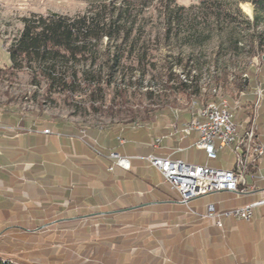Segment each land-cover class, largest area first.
<instances>
[{"label":"crops","instance_id":"0c3cea01","mask_svg":"<svg viewBox=\"0 0 264 264\" xmlns=\"http://www.w3.org/2000/svg\"><path fill=\"white\" fill-rule=\"evenodd\" d=\"M197 113L196 108L180 113L174 122L160 116L104 135L88 129L85 137L92 145L83 141L78 125L64 124L72 130L67 134L81 140L74 146L57 136L45 138L51 131L43 132L46 125L38 126L36 134L15 131L8 125L12 119L1 115L0 220L15 216L18 223H33L16 226L25 229L50 222L53 230L58 222L77 220L86 241L109 235L129 240L126 258L131 264H264V205L254 206L248 219L218 214L263 198L264 155L253 159L245 150L249 162L243 172L229 147L208 159L194 145L198 131H182V124ZM254 139L264 143L262 122L256 123ZM46 141L48 148L42 146ZM111 153L127 157L128 166L118 165ZM151 154L233 169L240 176L237 191H208L185 204L149 163ZM208 204L215 212L205 217ZM63 215L73 218L56 220Z\"/></svg>","mask_w":264,"mask_h":264},{"label":"rangeland","instance_id":"374dc122","mask_svg":"<svg viewBox=\"0 0 264 264\" xmlns=\"http://www.w3.org/2000/svg\"><path fill=\"white\" fill-rule=\"evenodd\" d=\"M148 2L150 5L143 14L139 15L143 22V30L138 34L134 48L124 60L127 64L121 65L106 90L90 93L83 86L80 74V71L87 69L96 75H104L105 64L101 51L106 40L103 39L92 63L87 61L75 64L74 67L79 74L73 97L67 96L57 87L46 92L44 78L39 74L32 75L26 69L14 70L11 74L0 73V116H4L3 119L14 120V123L11 120L8 125L19 132L28 130L29 133L36 134L38 126L46 125L48 128L46 126L43 128L51 131L44 135L45 138L57 136L61 140L68 141L72 146L74 141L80 144L81 140L77 135L67 134L72 130L64 124H75L80 127L78 129H82L79 135L83 141L92 145L95 142L85 137L88 129L96 132L101 130L104 135L109 129L135 128L143 124V121L150 122L144 120V117L145 111L152 107L162 109L156 112L157 117L161 116L167 118L169 122H174L180 120V113L192 112L193 102L202 107L206 102L210 104L209 102L213 100L226 99L229 106L235 107L240 97L252 94L256 111L254 119L257 124L258 122L264 124V67L260 59L250 57L246 52L247 47L239 55L229 50L223 52L225 47L220 38L222 32L218 33V30H213L212 35L200 46H195V43L190 45L183 43L181 37L189 33V23L199 25L202 19L203 11L199 7V0H175L177 5L182 6L179 11L182 21L178 23L173 20L169 35L166 32L164 14L158 9L159 0H148ZM222 2L227 8L230 6L233 8L230 10L237 21L252 20L254 10L250 2L241 0H222ZM91 3L88 0H0V66L4 67L11 62L7 47L18 36L23 17L32 12L40 14L55 12L72 16L85 12ZM246 4L249 5L251 13L245 10ZM220 42L224 47L222 49L219 47ZM109 44L113 46L114 42ZM126 44L125 50H128L129 42ZM191 54L196 57V65L200 67L198 70L196 66L191 74L196 75L200 71L201 77L198 82V92L189 100L183 93L176 91V87H166L165 82L170 78V83L176 85L177 79L185 74L187 67L184 64ZM139 56L142 57V62L138 64L135 59ZM179 59L180 65L177 63ZM250 70L253 74L257 73V76L252 78ZM247 75H249V83L246 80L247 84L239 88L240 82H245ZM119 89L125 90L129 107H117L120 101ZM109 104H114L117 108L110 111L106 108ZM18 120H21V124ZM57 123L63 125L57 126ZM45 129L43 132H46ZM117 140L121 142L120 138ZM44 145L48 148L49 142H44L42 146ZM23 193L28 196L26 189ZM55 218L62 220L73 216L63 215ZM18 222L15 216L7 221L1 219L0 230L10 225L24 227L30 224ZM35 224L43 225L42 222ZM82 238L75 240L79 248L84 245ZM65 245L64 242H55L36 246L51 247V252L55 254ZM0 255L13 258L17 254L14 251L0 249ZM33 258L39 260V257Z\"/></svg>","mask_w":264,"mask_h":264},{"label":"trees","instance_id":"16d2710c","mask_svg":"<svg viewBox=\"0 0 264 264\" xmlns=\"http://www.w3.org/2000/svg\"><path fill=\"white\" fill-rule=\"evenodd\" d=\"M88 1L92 3L85 12L72 16L55 12L46 14L32 12L23 17L18 36L7 47L11 62L4 67L0 66V73L11 74L14 70L26 69L32 75L39 74L44 78L46 92L57 87L67 96L73 97L79 74L74 67L75 64L87 61L92 63L101 42L105 39L106 43L101 51L105 64L104 75H96L87 69L80 71V74L83 86L90 93L106 90L121 65L127 64L124 60L134 48L138 34L143 30V22L139 15L143 14L150 4L148 0ZM241 1H248L253 6L252 20L237 21L230 10L232 7L227 8L222 0H199V7L203 11L202 19L199 25L189 23V33L181 37L183 43L189 45L195 43V46H200L212 35L213 30H218V33L222 32L220 38L225 47L223 52L229 50L239 55L247 47L248 55L259 58L264 67V0ZM159 6L158 9L164 14L166 32L169 35L173 20L178 23L182 21L179 13L182 6L177 5L175 0H159ZM234 9L236 10L235 7ZM110 42H114V45L111 46ZM127 42L130 47L125 50ZM221 42L219 47L222 49L224 47ZM135 60L139 64L142 57H136ZM180 61L177 60L179 65ZM196 64V57L193 54L188 56L184 64L187 67L185 74L177 79L175 86L168 78L165 82L166 87H176V91L183 93L189 100L192 99L198 92L201 77L200 71L196 75L191 74L196 66L198 70L200 69ZM250 73L252 78L257 76L252 70ZM246 80L248 82L249 75L245 82H240L239 88L247 84ZM118 95L120 101L117 107H129L125 90L119 89ZM254 104L253 96L249 94L240 97L235 107L229 106L237 124L243 153L246 149V133L254 123L256 124ZM117 107H114V104L106 106L110 111ZM160 110L162 109L156 107L147 109L144 120H155L156 112ZM84 236L85 233L79 231L77 220L58 222L55 230L50 229L47 224L27 229L10 225L0 232V249L14 251L17 255L13 258L0 255V264H131L126 258L129 240L109 235L86 241ZM79 237H83L84 242L81 248L75 241ZM55 242L66 244L55 254L51 252V247L43 249L36 246ZM35 256L39 257V260H34Z\"/></svg>","mask_w":264,"mask_h":264},{"label":"built area","instance_id":"2783aa9c","mask_svg":"<svg viewBox=\"0 0 264 264\" xmlns=\"http://www.w3.org/2000/svg\"><path fill=\"white\" fill-rule=\"evenodd\" d=\"M196 112H204V119H193L192 115L191 119L182 124V131L186 134L191 130L198 131L199 136L194 145L199 149H203L208 159L216 158L218 149L229 147L236 155V168L242 172L247 171L249 161L241 150L237 124L229 107L222 104L210 106L206 102L205 107L196 108ZM45 131L48 132L47 129ZM255 131L256 124L254 123L246 133L245 145V150L250 151L253 159L255 156L264 155V143L255 141ZM111 156L117 159L118 165L128 166L127 157H121L115 153H112ZM147 160L151 165L158 168L165 180L179 192L185 204L189 199L203 195L208 191H237L240 182L239 173L233 169L188 163L179 159L155 155H148ZM262 170L264 172V167ZM261 191L264 195V188ZM256 205H264V196L252 203L224 210L218 214L232 215L237 219H248L252 213V208ZM214 212L213 205L208 204L207 213L203 216H210Z\"/></svg>","mask_w":264,"mask_h":264},{"label":"bare ground","instance_id":"6f19581e","mask_svg":"<svg viewBox=\"0 0 264 264\" xmlns=\"http://www.w3.org/2000/svg\"><path fill=\"white\" fill-rule=\"evenodd\" d=\"M244 8L247 12H250V7L248 4H246ZM219 104H222L225 107H229V104L226 101V99H221L218 102L210 103V106H217ZM191 106H192V110H194L197 106H198V108H200L199 105H197L195 102H193V104ZM202 107H205V105H202ZM193 119H204V112H198L197 115ZM184 123H186V122H184Z\"/></svg>","mask_w":264,"mask_h":264}]
</instances>
